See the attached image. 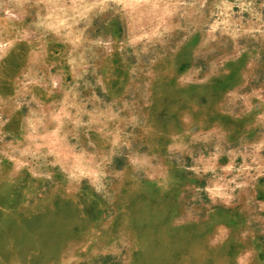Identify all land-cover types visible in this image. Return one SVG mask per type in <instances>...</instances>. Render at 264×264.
<instances>
[{"label": "rangeland", "instance_id": "374dc122", "mask_svg": "<svg viewBox=\"0 0 264 264\" xmlns=\"http://www.w3.org/2000/svg\"><path fill=\"white\" fill-rule=\"evenodd\" d=\"M0 264H264V0H0Z\"/></svg>", "mask_w": 264, "mask_h": 264}, {"label": "crops", "instance_id": "0c3cea01", "mask_svg": "<svg viewBox=\"0 0 264 264\" xmlns=\"http://www.w3.org/2000/svg\"><path fill=\"white\" fill-rule=\"evenodd\" d=\"M215 200L217 199V198H214ZM229 228V226L228 225H226V229H228Z\"/></svg>", "mask_w": 264, "mask_h": 264}]
</instances>
